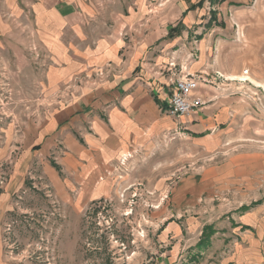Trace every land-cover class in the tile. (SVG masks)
Wrapping results in <instances>:
<instances>
[{
  "label": "rangeland",
  "instance_id": "1",
  "mask_svg": "<svg viewBox=\"0 0 264 264\" xmlns=\"http://www.w3.org/2000/svg\"><path fill=\"white\" fill-rule=\"evenodd\" d=\"M190 1L165 3L177 6ZM157 2H150L151 9L158 7ZM196 8L207 9V21L201 32L197 28L202 25L195 29L201 36L216 29L226 43L223 65L240 66V75H233L238 79L229 83L242 84L255 98L248 130L242 136L238 132L234 141L229 138L223 155L215 158L201 140L184 134L178 119L163 112L171 121L169 130L155 138L153 146L119 162L112 197L65 200L60 191L66 181L61 162L67 148L60 138L56 145H48L51 138L61 137L59 130H48L61 103H54L56 93L70 100L82 91L81 81L94 75H74L56 89L44 83L22 89L1 85L0 264H235L246 229L239 228L241 218L263 206L264 183L252 189L203 186V175L222 157L253 150L264 154V0H248L236 8L229 7L228 0H196ZM183 30L181 24L171 25L169 37ZM245 70L248 75L243 76ZM103 75L102 70L99 77ZM193 77L214 85L211 78ZM241 78L249 79L241 82ZM35 125L48 138H23ZM178 129L184 135H178Z\"/></svg>",
  "mask_w": 264,
  "mask_h": 264
},
{
  "label": "crops",
  "instance_id": "2",
  "mask_svg": "<svg viewBox=\"0 0 264 264\" xmlns=\"http://www.w3.org/2000/svg\"><path fill=\"white\" fill-rule=\"evenodd\" d=\"M151 1L0 0V86L22 89L44 83L56 89L74 75H94L93 80L75 78L83 87L70 100L56 93L54 103H61L48 130H59L61 137L51 138L48 145L60 138L67 148L61 162L65 200L113 196L119 162L153 146L154 139L169 130L171 121L163 117L156 99L167 106L173 83L183 75L211 78L214 84L199 81L196 95L206 104L177 120L185 135L201 140L210 156L218 158L238 132L242 136L248 130L255 98L242 84L229 83L238 79L233 75H240V66L223 65L226 43L216 29L201 36L207 9L196 8V0L177 6L158 0L153 10ZM246 1L228 0V6ZM178 24L183 32L169 37L171 25ZM195 25L203 26L197 28L200 32ZM28 129L26 140L47 137L40 125ZM177 134L184 135L179 129ZM257 151L222 157L203 175V186L252 189L264 183V154ZM239 228L246 229L235 264H264V204L243 214Z\"/></svg>",
  "mask_w": 264,
  "mask_h": 264
},
{
  "label": "built area",
  "instance_id": "3",
  "mask_svg": "<svg viewBox=\"0 0 264 264\" xmlns=\"http://www.w3.org/2000/svg\"><path fill=\"white\" fill-rule=\"evenodd\" d=\"M243 74V76L248 75V71L245 70ZM198 87L199 81L196 77L190 76L177 79L173 83V92L167 101L165 112L175 119H180L203 108L205 102L201 97L195 95Z\"/></svg>",
  "mask_w": 264,
  "mask_h": 264
},
{
  "label": "trees",
  "instance_id": "4",
  "mask_svg": "<svg viewBox=\"0 0 264 264\" xmlns=\"http://www.w3.org/2000/svg\"><path fill=\"white\" fill-rule=\"evenodd\" d=\"M173 30H174V29H173ZM173 30H172V31H173ZM156 102L161 106V108H162L163 111H166V108H167L166 105L162 104L158 99H156Z\"/></svg>",
  "mask_w": 264,
  "mask_h": 264
},
{
  "label": "bare ground",
  "instance_id": "5",
  "mask_svg": "<svg viewBox=\"0 0 264 264\" xmlns=\"http://www.w3.org/2000/svg\"><path fill=\"white\" fill-rule=\"evenodd\" d=\"M248 79H249V78H248ZM248 79L244 78V80H243V79L241 78L240 81H246V80H248Z\"/></svg>",
  "mask_w": 264,
  "mask_h": 264
}]
</instances>
